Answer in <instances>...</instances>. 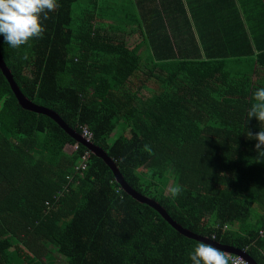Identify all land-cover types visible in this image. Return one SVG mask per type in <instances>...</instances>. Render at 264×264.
Segmentation results:
<instances>
[{
    "label": "trees",
    "instance_id": "trees-1",
    "mask_svg": "<svg viewBox=\"0 0 264 264\" xmlns=\"http://www.w3.org/2000/svg\"><path fill=\"white\" fill-rule=\"evenodd\" d=\"M185 1L57 0L30 47L0 36L23 96L68 126L23 107L0 67V264H191L199 240L126 192L84 128L172 221L264 264V159L246 136L264 129L247 119L264 87V0H221L239 28L201 32L212 5Z\"/></svg>",
    "mask_w": 264,
    "mask_h": 264
},
{
    "label": "clouds",
    "instance_id": "clouds-1",
    "mask_svg": "<svg viewBox=\"0 0 264 264\" xmlns=\"http://www.w3.org/2000/svg\"><path fill=\"white\" fill-rule=\"evenodd\" d=\"M57 0H0V36L3 42L12 48L28 45L34 38H42L45 27L41 23L49 19V12L57 9ZM23 59H28L25 52ZM255 118L264 124V87L252 92V102L247 110V119ZM248 139L255 140L254 149L257 152V162L264 159V129L253 132L248 130ZM182 186L174 184L168 188L175 198L182 192ZM211 239V238H209ZM191 264H230V256L220 248L204 241L196 242L189 252Z\"/></svg>",
    "mask_w": 264,
    "mask_h": 264
},
{
    "label": "water",
    "instance_id": "water-1",
    "mask_svg": "<svg viewBox=\"0 0 264 264\" xmlns=\"http://www.w3.org/2000/svg\"><path fill=\"white\" fill-rule=\"evenodd\" d=\"M0 67L2 68L4 75L6 76L10 87L12 89V91L14 92V94L16 95L19 103L30 110H34V111H38V112H44L48 115H50L51 117L54 118V120L56 122L59 123V125L65 129L68 128V126L62 121V119L56 115L55 113L49 112L48 110H46L45 108L29 101L26 97L23 96V94L20 92V90L18 89V87L16 86L14 80L12 79L9 70L6 68L1 56H0ZM68 130V129H67ZM80 136V135H79ZM80 141L83 142L84 144L87 145V147L92 151L97 153L98 155L102 156L105 160V162L108 164V166L112 169L114 176L116 178V180H118L121 183V186L124 190H126V192H128L129 194H131L132 196H134L136 199L142 201V202H147L150 203L151 205H153L154 207H156L159 212L161 214H163L164 218L166 220H168L176 229L179 230L180 233L191 237L193 239L199 240V241H204L207 243H211L213 244L215 247L220 248L221 250H223L225 253H232V254H238V255H243L245 256L251 264H256L249 256L244 255L243 253H240L236 250H232L228 247H226L225 245H222L220 243H218L217 241L208 239L206 237L200 236L194 232H190V230L188 229H184L183 227H181L179 224H176V222L172 221V219L167 215V213L165 212V210L163 209L162 206H160L158 204L157 201L145 197L137 192H135L127 183L126 181L123 179L122 175L120 174V172L118 171V168L116 167L115 163L112 161V159L106 154V152H103L102 150L96 148L93 143L91 141H87L86 139H84L83 137L80 136Z\"/></svg>",
    "mask_w": 264,
    "mask_h": 264
},
{
    "label": "crops",
    "instance_id": "crops-1",
    "mask_svg": "<svg viewBox=\"0 0 264 264\" xmlns=\"http://www.w3.org/2000/svg\"><path fill=\"white\" fill-rule=\"evenodd\" d=\"M97 1H100V0H97ZM183 1L186 2L185 0H183ZM206 2H208V3H210L212 5L213 10L210 9V8H205L204 10L200 11V15L198 16L199 18L196 20L197 24H198L197 31L201 32V31L218 30V29L221 28L222 25H225V26H227L229 28H230L231 25H234L235 28H239L241 21L237 20L238 15H236V14H232L233 18L228 20L226 22V24H224L222 22L221 18L223 17V14L219 15L218 12H217V10L221 6L220 5L221 4V0H205L204 3H206ZM248 13L251 14V12H249L248 9H247L246 14H248ZM240 16H239L240 20H242L245 17L243 15V13H241ZM252 18L253 17L251 16L250 19L252 20ZM107 22H109V21H107ZM166 24L168 26H170L171 29L176 28L177 30H178V28L180 30L181 27L184 26V22H183V24L181 26L180 25L181 24V20H174V18H172V17L171 18H169V17L167 18ZM175 24H176V26H175ZM195 24H196V22H195ZM188 27H190V26H188ZM192 27L195 28L194 26H192ZM185 28H187V27H182V29H185ZM221 31H223V29H221ZM184 46H187V45H184ZM143 47H144V45H143Z\"/></svg>",
    "mask_w": 264,
    "mask_h": 264
},
{
    "label": "built area",
    "instance_id": "built-area-1",
    "mask_svg": "<svg viewBox=\"0 0 264 264\" xmlns=\"http://www.w3.org/2000/svg\"><path fill=\"white\" fill-rule=\"evenodd\" d=\"M81 136L84 137L87 141H91L90 138L92 137V134L89 130L87 129H83V132L81 133ZM72 149H75L77 148L76 145H73ZM88 156V152H85L81 158H82V163L80 164V166L82 168H84V162H85V159L87 158ZM230 256V264H251L250 261L243 255H238V254H232V253H226Z\"/></svg>",
    "mask_w": 264,
    "mask_h": 264
},
{
    "label": "rangeland",
    "instance_id": "rangeland-1",
    "mask_svg": "<svg viewBox=\"0 0 264 264\" xmlns=\"http://www.w3.org/2000/svg\"><path fill=\"white\" fill-rule=\"evenodd\" d=\"M105 24H106V23H105ZM134 40H135V38H131V39H130V44H132L133 42H135ZM139 48H140V49H143V45H141ZM138 51H139V50H138ZM116 131H117V134H116V135H118V133L121 131V129H120V130H115L114 133H115ZM116 135L113 134L112 137H111V139H114V138L116 137ZM72 148H74V147L69 146V147H67L66 150L70 151Z\"/></svg>",
    "mask_w": 264,
    "mask_h": 264
}]
</instances>
